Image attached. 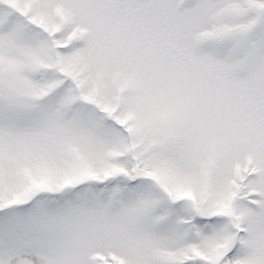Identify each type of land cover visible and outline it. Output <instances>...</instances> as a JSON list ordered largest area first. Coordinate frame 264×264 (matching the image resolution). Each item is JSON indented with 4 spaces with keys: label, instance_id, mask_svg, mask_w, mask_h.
<instances>
[{
    "label": "snow or ice",
    "instance_id": "snow-or-ice-1",
    "mask_svg": "<svg viewBox=\"0 0 264 264\" xmlns=\"http://www.w3.org/2000/svg\"><path fill=\"white\" fill-rule=\"evenodd\" d=\"M0 264H264V0H0Z\"/></svg>",
    "mask_w": 264,
    "mask_h": 264
}]
</instances>
